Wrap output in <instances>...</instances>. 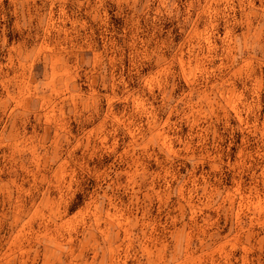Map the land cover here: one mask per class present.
<instances>
[{
	"label": "rangeland",
	"instance_id": "rangeland-1",
	"mask_svg": "<svg viewBox=\"0 0 264 264\" xmlns=\"http://www.w3.org/2000/svg\"><path fill=\"white\" fill-rule=\"evenodd\" d=\"M130 3L0 0V128L5 111L20 112L17 141L0 144V264H264L259 157L243 159L239 183L235 169L216 170L208 159L169 161L180 147L172 137L184 139L191 126L170 128L177 117L160 110L166 96L206 84L194 107L209 99L207 88L231 105L232 129L215 127L227 150L221 160L235 163L245 136L256 151L264 0ZM133 19L153 36L144 47L131 45ZM253 92L258 114L241 132L238 101L251 102ZM52 144L58 159L48 163L40 153ZM69 148L84 168L66 160ZM14 150L15 163L7 159Z\"/></svg>",
	"mask_w": 264,
	"mask_h": 264
},
{
	"label": "clouds",
	"instance_id": "clouds-1",
	"mask_svg": "<svg viewBox=\"0 0 264 264\" xmlns=\"http://www.w3.org/2000/svg\"><path fill=\"white\" fill-rule=\"evenodd\" d=\"M125 3H128V0H124ZM138 0H131V3L129 4V7H134ZM147 3V0H145V5ZM103 4V0H97L96 7L100 8ZM172 8H176V0H171ZM190 6V5H189ZM144 7V6H142ZM179 14V10L177 9V15ZM131 27L134 29L133 32V39L131 41V45L133 48L136 47V43L139 42L141 47H144L148 44L149 41L153 39L152 35H149V32L147 30H141L136 26V21L133 19ZM136 32H142L144 39L141 40L140 36L136 35ZM140 50V49H137ZM109 63H112L109 61ZM191 93H185L184 97H171L169 98L166 96L163 101L162 109V115L167 118V116L175 115L177 119L175 121H168V126L170 128H177L178 124L181 121H186L190 124V131L188 135L184 139H180L177 136H173V139H176L180 147L175 150V152L171 153L170 155H167L166 158L171 161L173 157L179 156L181 153L184 154L183 158L190 160L193 165L201 163L203 160L208 159L213 165H215L216 170H220L222 167H227L228 169H235L234 172V182L239 183L238 176L241 174L244 169L249 168V164H243V159L252 160L253 157H259V160L261 161L260 164L257 165V167L260 168V172L258 174V177L261 181H264V125L261 126L260 129H257L261 131L260 139V146L256 149L255 152L247 151V136L244 137V140L241 144V154L238 157L237 161L235 163L233 162H227L225 163L224 160H221L220 155L223 151L225 155H227V150L221 148V141L224 139V137L220 134H218L215 131V127L218 123L223 122V127L225 130L232 129V125L228 123L229 120V109L231 108V105L227 102L225 95L218 91H213L212 88H207V91L209 93V99L207 101L202 102L198 107H194L192 103V96L193 95H199L203 99V91L207 87L205 84L204 86H201L199 83L193 84ZM238 103L240 104L239 111L243 112L245 114L244 119L237 124L235 127L239 129L241 132H244L246 129L244 128V125L247 123V117L248 115L256 116L257 109L259 108V104L256 101L255 93L253 92V99L251 102L245 101L243 99L239 100ZM177 105H180L178 108ZM7 105L5 104L3 106L2 110H6ZM186 109H191L190 111H186ZM5 115H7L8 119L5 121V127L0 128V144H11L15 141H17V126H16V118L18 115H20V112L18 110L14 111H5ZM2 119V117H0ZM157 124L160 123L159 120L156 121ZM253 125H248L247 131H252ZM209 133H211V140L209 141ZM193 137H195V140L193 141ZM228 138L230 141L229 147L231 146V139H232V132H228ZM41 148H44L43 145H40ZM59 146L52 144L49 148H44L43 151H41L40 155L47 158L48 163H54L58 157L56 156V152L58 151ZM197 149H199L198 154L196 153ZM211 150V151H209ZM51 152V155H48V153ZM212 153H215L214 155ZM16 158V151L9 155L7 159L12 160L13 163H15ZM66 160L71 162V165L76 167L77 170H80L85 167L84 161H75L72 159L71 156V148L68 149V155L66 156ZM114 163H119V158L117 161H114ZM159 163V161H158ZM242 165V166H238ZM111 171V169H109ZM211 171V170H210ZM107 178V172L103 173L99 179L101 182L104 181V179ZM174 178V177H173ZM256 177L254 176V179ZM191 179V174L187 178L182 177L180 182L181 184H188ZM111 186V185H109ZM204 187H207V184L203 185ZM179 188V184L177 186ZM198 186L195 184H191V195L196 196V188ZM179 195V193L177 192ZM217 198L221 201L224 199V197L220 196L219 193L216 194ZM178 207H183L181 205H178ZM179 214V212H178ZM194 228H198L195 224V222H192Z\"/></svg>",
	"mask_w": 264,
	"mask_h": 264
}]
</instances>
